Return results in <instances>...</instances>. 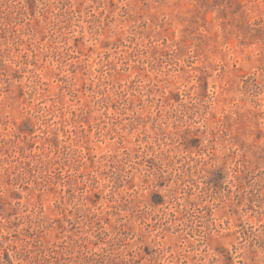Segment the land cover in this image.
<instances>
[{
	"label": "rangeland",
	"instance_id": "rangeland-1",
	"mask_svg": "<svg viewBox=\"0 0 264 264\" xmlns=\"http://www.w3.org/2000/svg\"><path fill=\"white\" fill-rule=\"evenodd\" d=\"M0 264H264V0H0Z\"/></svg>",
	"mask_w": 264,
	"mask_h": 264
}]
</instances>
